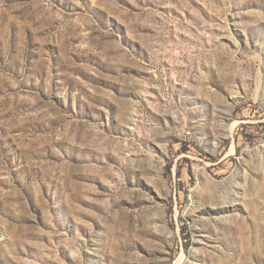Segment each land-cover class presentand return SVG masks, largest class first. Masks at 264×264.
<instances>
[{"label": "rangeland", "instance_id": "obj_1", "mask_svg": "<svg viewBox=\"0 0 264 264\" xmlns=\"http://www.w3.org/2000/svg\"><path fill=\"white\" fill-rule=\"evenodd\" d=\"M0 264H264V0H0Z\"/></svg>", "mask_w": 264, "mask_h": 264}]
</instances>
